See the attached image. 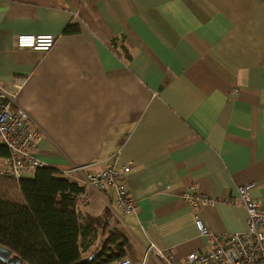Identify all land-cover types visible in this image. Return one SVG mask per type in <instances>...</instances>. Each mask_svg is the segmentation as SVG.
<instances>
[{
  "label": "crops",
  "instance_id": "crops-1",
  "mask_svg": "<svg viewBox=\"0 0 264 264\" xmlns=\"http://www.w3.org/2000/svg\"><path fill=\"white\" fill-rule=\"evenodd\" d=\"M18 34L57 40L22 49ZM0 86L41 130L35 156L89 193L83 214L108 212L130 264H163L150 243L177 261L205 248L181 196L191 182L215 198L200 215L217 234L247 230L226 200L238 185L264 206V0H0ZM110 163L129 165L133 213L83 181Z\"/></svg>",
  "mask_w": 264,
  "mask_h": 264
},
{
  "label": "built area",
  "instance_id": "built-area-1",
  "mask_svg": "<svg viewBox=\"0 0 264 264\" xmlns=\"http://www.w3.org/2000/svg\"><path fill=\"white\" fill-rule=\"evenodd\" d=\"M57 37L53 34H18L15 37L17 48L49 51ZM16 90H6L0 86V174L16 180L25 174L34 173L46 164L34 152L41 137L39 126L33 123L28 112L15 106ZM6 151V155L1 152ZM128 164L110 163L97 173L86 172L84 182L90 187L105 191L113 188L116 193V206L123 214L137 209V199L127 189L126 174ZM254 183L237 186V197L226 200L245 208L247 230L241 233L217 234L203 222L200 207L212 205L216 200L203 194L197 182H191L181 196L194 211V222L201 236L205 237V248L190 252L183 261H177L170 249H160L150 243L145 257L156 256L163 264H264V206L250 196ZM89 193L83 191L78 199L85 203ZM131 259L123 257L116 264H130Z\"/></svg>",
  "mask_w": 264,
  "mask_h": 264
},
{
  "label": "trees",
  "instance_id": "trees-1",
  "mask_svg": "<svg viewBox=\"0 0 264 264\" xmlns=\"http://www.w3.org/2000/svg\"><path fill=\"white\" fill-rule=\"evenodd\" d=\"M77 31L75 24L65 28V33ZM82 191L47 165L19 180L0 174V245L25 264H108L126 257L129 242L108 230V212L90 216L80 211ZM97 235L103 237L100 252L83 258V249Z\"/></svg>",
  "mask_w": 264,
  "mask_h": 264
},
{
  "label": "water",
  "instance_id": "water-1",
  "mask_svg": "<svg viewBox=\"0 0 264 264\" xmlns=\"http://www.w3.org/2000/svg\"><path fill=\"white\" fill-rule=\"evenodd\" d=\"M0 260L7 264H25L19 256L13 255L11 250L2 245H0Z\"/></svg>",
  "mask_w": 264,
  "mask_h": 264
},
{
  "label": "rangeland",
  "instance_id": "rangeland-1",
  "mask_svg": "<svg viewBox=\"0 0 264 264\" xmlns=\"http://www.w3.org/2000/svg\"><path fill=\"white\" fill-rule=\"evenodd\" d=\"M28 176H31V175H28ZM83 258H85V255L83 256ZM87 259V258H86Z\"/></svg>",
  "mask_w": 264,
  "mask_h": 264
}]
</instances>
